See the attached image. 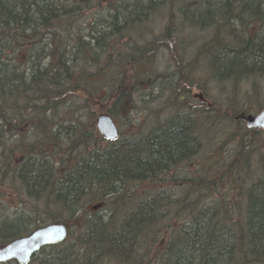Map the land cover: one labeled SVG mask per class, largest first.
I'll use <instances>...</instances> for the list:
<instances>
[{
    "label": "trees",
    "instance_id": "16d2710c",
    "mask_svg": "<svg viewBox=\"0 0 264 264\" xmlns=\"http://www.w3.org/2000/svg\"><path fill=\"white\" fill-rule=\"evenodd\" d=\"M186 27L194 36L183 34ZM160 48L172 53L177 68L180 88L171 91L178 103H190L198 86L185 74L188 52L193 61L202 56L221 79L264 74V0H0V204L18 202L9 207L15 215L0 214V246L42 224L79 220L64 242L43 247L32 260L264 264V153L263 173L249 184L241 214L236 206L198 198L172 226L166 219L185 197L172 199L164 187L128 189L134 181H162L197 155L204 146L198 130L212 110L178 106L145 132L138 130L140 118L133 133L113 140L82 121L90 98L112 101L108 113L128 121L139 102L154 99L164 75L152 74L151 61ZM234 101L225 109L241 111L244 120L247 103ZM242 129L223 141L240 144L225 170L235 184L245 159L240 149L258 132L247 123ZM205 173L183 179L189 192L216 183ZM86 200L102 201L106 210L86 212Z\"/></svg>",
    "mask_w": 264,
    "mask_h": 264
},
{
    "label": "rangeland",
    "instance_id": "374dc122",
    "mask_svg": "<svg viewBox=\"0 0 264 264\" xmlns=\"http://www.w3.org/2000/svg\"><path fill=\"white\" fill-rule=\"evenodd\" d=\"M189 32H191L194 36V32L190 31L188 27L185 28L183 34L188 36ZM201 36L203 40L208 38V36H204L203 33H201ZM186 43H188V41H186ZM192 52L196 54L195 49ZM170 54L172 55L169 50L160 48L158 53H156L151 61V65H153L155 68V72L152 74L161 73L164 75L156 81L158 86L154 99L150 97L149 101L147 102H139L129 121L125 117L118 116L115 118L123 135L133 133L134 123L137 124V120L140 118H142V123L139 125L138 130H140V133H143L148 127L156 125L173 114H176L177 109H175V107L178 105V102L175 96L172 94L171 89L175 88V90H179V75H176L177 68L175 67L174 61L172 60L173 56ZM188 54L189 55L187 56L186 64L184 63L187 65L185 74L186 76H190L192 84L199 86L192 87L189 101L190 103L188 104L189 106L194 105L199 108H205L206 110H212L213 114L209 118L210 122L204 121L206 125L204 126L203 124V127L200 126L198 130V132L201 131V133H203V149L197 155L192 157L190 161L184 163L180 170L174 169L173 172L164 174L162 181H157L155 183L151 181H134L130 182L128 185V189L134 192L147 191L155 187H164L166 188L167 193L172 194V199L178 200L179 198L185 197V199L178 200L174 203L175 207L173 209L171 208L172 210L170 215L166 219L165 224H170L172 226L180 225V219L184 218L185 215H180L179 212L183 211L189 202L196 201L198 198H201V200L204 201L215 200L228 203L222 204L225 207L236 206L235 211L238 210L240 213L241 210H244L243 206L246 204V190L248 189L249 184L263 173L262 156L264 153V129H258L257 133L251 132L252 140L247 143L246 148L243 147V149H240L245 153V157L243 158L248 161V164L246 165H249V169L251 168L256 172L253 171L255 175L248 176V170L247 172L244 171L245 165L240 166V172L243 174L244 179L242 177V179L237 184L232 181L231 174L226 173L225 170L226 167H228L227 164H229L234 159L235 155H240L239 153L236 154L240 144L231 140L227 143H223V141L226 140L231 135V133H243L242 123L246 124L244 120L239 118L241 111L237 112L236 114H233V111L227 112L225 108L227 107V104H229V100L235 99L239 102L237 103L234 101L232 103L234 106H236V104L237 106L243 105V102H246L247 108L250 109L249 111H246L247 113L255 114L264 107V74L255 75L249 79L245 78L238 81L234 80L235 83H232V80L231 82H228L224 79L214 76V74L208 70V64L202 56L196 55L195 57L197 58V61H193L191 60L193 55L190 52H188ZM166 75H170V78L165 79L164 77ZM183 82L185 86L186 82L184 80ZM151 84L152 83H148L149 86ZM161 90L164 91L162 92V95L160 94ZM195 95H202L203 100L196 99ZM182 96L183 94L178 95V97ZM90 101V107H87L85 110L82 121L89 123L93 122V125L96 126V118L98 114L101 112H108V108L112 105V101L109 103L100 102V98L98 97L96 99L90 98ZM220 104H222V111L218 114L217 111H219ZM259 105H261L262 108H259ZM147 112L148 115L144 118L143 114ZM229 116H231L232 119H229ZM213 119L214 121L212 122L211 120ZM23 128L24 130L28 129L29 125L25 124ZM201 169H204V171ZM205 172L211 173L208 174V178L210 180L216 179V183H210V188H208V185L205 184V186L202 185L201 190L198 191L193 188L189 192L190 188L188 187V182L184 181L183 179L189 178L190 175L195 176L197 174L196 177L201 174L206 175ZM174 177L177 178V181H175ZM199 184H203V182ZM17 198L18 201L21 200L20 197ZM10 203L14 205L18 204L16 199L11 200ZM10 203L8 202V204H0V214H8L11 216L15 215L16 210L9 208L12 205ZM199 203H202V201H199ZM97 204L102 205L94 210L93 206ZM85 206L86 209L84 211L86 212L87 210L90 212L94 210L101 213L106 210V205H104V203L99 200H86ZM176 209H179L180 211L176 213ZM68 225L72 231H76L80 225V222L79 220H71L68 221ZM36 227H34L32 230L36 229ZM152 246L154 248L156 245L154 244ZM40 254L41 253L39 251L35 256L38 257ZM14 261L15 260H13V263L8 262V264H15ZM29 264H37V261L32 260Z\"/></svg>",
    "mask_w": 264,
    "mask_h": 264
},
{
    "label": "water",
    "instance_id": "95a60500",
    "mask_svg": "<svg viewBox=\"0 0 264 264\" xmlns=\"http://www.w3.org/2000/svg\"><path fill=\"white\" fill-rule=\"evenodd\" d=\"M241 117L249 126L264 128V108L255 114H243ZM96 126L101 135L107 139L113 140L120 135L119 125L108 112L98 114ZM100 205H94L93 209H97ZM68 235V224L62 221L37 227L31 233L14 238L1 246L0 263L15 259L19 264H29L42 247L63 242Z\"/></svg>",
    "mask_w": 264,
    "mask_h": 264
},
{
    "label": "bare ground",
    "instance_id": "6f19581e",
    "mask_svg": "<svg viewBox=\"0 0 264 264\" xmlns=\"http://www.w3.org/2000/svg\"><path fill=\"white\" fill-rule=\"evenodd\" d=\"M222 79H224V78H222ZM224 80H226V81H228V82H231V80H232V83L234 82L235 83V81H234V79H224ZM163 91V90H162ZM162 91H161V93L160 94H162ZM182 105L181 107H183V105L185 106V108L184 109H186L187 111H189V110H191V111H197L198 112V108L196 107V106H194V105H190L189 106V104L187 103V104H184L183 102H179L178 103V105L175 107V109H178V106H180V105ZM185 110V111H186ZM177 113V112H176ZM239 164H241L242 166H244L245 165V167H244V171L245 172H247V170H248V176H250V175H255L254 173H253V171H255V170H252L251 168L249 169V165H246V164H248V162L246 161V159H244V160H241V161H239ZM256 172V171H255ZM242 174V173H241ZM247 176V177H248ZM242 177H243V179H244V176H243V174H242ZM33 231V230H32ZM31 231V232H32ZM30 232V233H31Z\"/></svg>",
    "mask_w": 264,
    "mask_h": 264
},
{
    "label": "flooded vegetation",
    "instance_id": "af4514ba",
    "mask_svg": "<svg viewBox=\"0 0 264 264\" xmlns=\"http://www.w3.org/2000/svg\"><path fill=\"white\" fill-rule=\"evenodd\" d=\"M8 262H11V263H13V260H12V261H8ZM8 262H4V263H0V264H8ZM14 263H15V264H18V262H17V261H14Z\"/></svg>",
    "mask_w": 264,
    "mask_h": 264
}]
</instances>
